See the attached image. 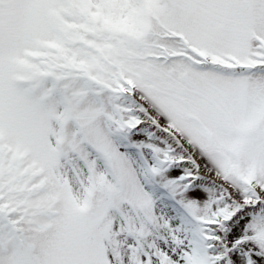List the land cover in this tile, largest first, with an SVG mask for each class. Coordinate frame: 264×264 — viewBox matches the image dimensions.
Returning a JSON list of instances; mask_svg holds the SVG:
<instances>
[{
    "label": "snow or ice",
    "instance_id": "6c2138e0",
    "mask_svg": "<svg viewBox=\"0 0 264 264\" xmlns=\"http://www.w3.org/2000/svg\"><path fill=\"white\" fill-rule=\"evenodd\" d=\"M0 264H264V0H0Z\"/></svg>",
    "mask_w": 264,
    "mask_h": 264
}]
</instances>
